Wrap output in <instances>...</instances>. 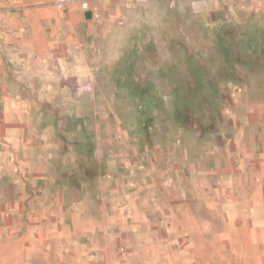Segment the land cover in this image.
Returning a JSON list of instances; mask_svg holds the SVG:
<instances>
[{"label":"crops","instance_id":"obj_1","mask_svg":"<svg viewBox=\"0 0 264 264\" xmlns=\"http://www.w3.org/2000/svg\"><path fill=\"white\" fill-rule=\"evenodd\" d=\"M67 6L0 0V264H264V52L212 137L125 123ZM246 8L264 46V0Z\"/></svg>","mask_w":264,"mask_h":264},{"label":"rangeland","instance_id":"obj_2","mask_svg":"<svg viewBox=\"0 0 264 264\" xmlns=\"http://www.w3.org/2000/svg\"><path fill=\"white\" fill-rule=\"evenodd\" d=\"M104 2L101 20L86 21L78 35L96 88L122 122L145 115L199 123L209 138L230 96L261 83L255 72L264 46L246 0Z\"/></svg>","mask_w":264,"mask_h":264},{"label":"built area","instance_id":"obj_3","mask_svg":"<svg viewBox=\"0 0 264 264\" xmlns=\"http://www.w3.org/2000/svg\"><path fill=\"white\" fill-rule=\"evenodd\" d=\"M69 2H70V0H55V4H56L57 8L60 10L65 9ZM81 7L83 10L89 11L91 13V17L93 20H95V21L101 20L102 11H101V8L99 7V5L91 4L90 0H81ZM252 10L255 13L260 12V7H259L258 3H256L253 6ZM0 120H1V116H0ZM118 137H121V134H119Z\"/></svg>","mask_w":264,"mask_h":264},{"label":"water","instance_id":"obj_4","mask_svg":"<svg viewBox=\"0 0 264 264\" xmlns=\"http://www.w3.org/2000/svg\"><path fill=\"white\" fill-rule=\"evenodd\" d=\"M91 15V14H90Z\"/></svg>","mask_w":264,"mask_h":264}]
</instances>
